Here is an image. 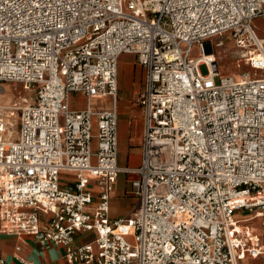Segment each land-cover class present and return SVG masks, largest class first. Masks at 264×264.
I'll use <instances>...</instances> for the list:
<instances>
[{
  "label": "built area",
  "instance_id": "obj_1",
  "mask_svg": "<svg viewBox=\"0 0 264 264\" xmlns=\"http://www.w3.org/2000/svg\"><path fill=\"white\" fill-rule=\"evenodd\" d=\"M263 14L264 0H0V83L35 92L24 106L0 103L4 228L62 245L67 264H243L264 256V235L237 228L234 217L245 209L264 228V38L254 25ZM226 33L253 48L245 54L252 72L221 74L216 58L205 59L212 39ZM123 53L145 70L137 167L118 159ZM73 93L85 107L72 106ZM96 98L112 107L96 109ZM123 172L137 175L138 206L112 218ZM88 231L91 240L75 243Z\"/></svg>",
  "mask_w": 264,
  "mask_h": 264
},
{
  "label": "crops",
  "instance_id": "obj_2",
  "mask_svg": "<svg viewBox=\"0 0 264 264\" xmlns=\"http://www.w3.org/2000/svg\"><path fill=\"white\" fill-rule=\"evenodd\" d=\"M256 19H258V17H256L255 20ZM120 67L121 75L122 68H127L128 81L126 80V82L123 80L120 83ZM144 78L145 70L136 61L135 55L123 53L119 59V98H124L130 89L131 92H129L135 100L130 103L125 101H120L118 103V159L119 164L122 166L137 167L141 162L144 118L142 109L137 103L136 98L138 92L143 87ZM120 84L122 85L121 91ZM77 97L81 101L79 105H75L74 99H77ZM28 103L26 102V104ZM96 103L97 105H95ZM93 104L96 109H109L112 107L110 98H96L93 100ZM2 105L4 106L3 103ZM85 105L86 99L84 95L78 93L72 94V106L74 108L81 109L85 107ZM136 177L137 175L135 173L123 172L120 174L117 191L110 201V214L112 218L128 217L138 206V199L132 193L131 186V182ZM131 199L134 200L132 201ZM130 200L131 203L129 202ZM241 210L247 211L245 209H237L234 213L235 220L237 221V228L244 232L263 237L264 228L261 219L254 217L249 211L243 214L240 212ZM93 237L94 233L92 231L77 232L75 243H83L91 240ZM0 252L5 260L3 264H24L19 260V257L36 264H67L64 258L65 248L62 245L54 242L41 243L32 235L6 230L2 222H0ZM242 263L264 264V256L259 255L257 257H252L251 255H247L242 260Z\"/></svg>",
  "mask_w": 264,
  "mask_h": 264
},
{
  "label": "rangeland",
  "instance_id": "obj_3",
  "mask_svg": "<svg viewBox=\"0 0 264 264\" xmlns=\"http://www.w3.org/2000/svg\"><path fill=\"white\" fill-rule=\"evenodd\" d=\"M255 30L260 38H264V14L258 16V19L254 22ZM209 53L214 54L215 58L219 64V70L221 74H229L230 72H241L245 69L253 71L248 68V63L246 61V53L253 48H249L248 50H243L240 47H237L231 38V33H226L222 36H218L212 39V42L208 44ZM201 54V51L198 46H194L191 52L192 57H198ZM121 66V65H120ZM200 70L203 74L208 72L207 65H201ZM125 80L128 81V71L127 68H122L121 75V67H120V83ZM218 81V79H217ZM122 85L120 84V91ZM131 88V83H130ZM124 89V87H123ZM128 90L127 95L124 98H119V102H134V98L132 94ZM119 93V91H118ZM35 92L33 90L25 89L20 83L12 82V81H3L0 83V103H3L4 106H10L17 108L18 106H22L26 104V102L30 103L34 100ZM75 105H79L81 101L78 99H74ZM97 105V103L95 104ZM8 109V108H7ZM7 111V110H6ZM9 111V110H8ZM13 123L12 131L13 135L16 136V122L18 120V110L15 111L14 115L10 118ZM62 185H65V182H61ZM131 198V196L129 195ZM132 200V199H131ZM131 200L129 201L131 203ZM134 200V199H133ZM132 200V201H133ZM241 213H246L247 211L241 210Z\"/></svg>",
  "mask_w": 264,
  "mask_h": 264
},
{
  "label": "bare ground",
  "instance_id": "obj_4",
  "mask_svg": "<svg viewBox=\"0 0 264 264\" xmlns=\"http://www.w3.org/2000/svg\"><path fill=\"white\" fill-rule=\"evenodd\" d=\"M214 58H215V56H214V54H212V53H207L206 52V54H205V59H207V60H209V59H211V60H214Z\"/></svg>",
  "mask_w": 264,
  "mask_h": 264
}]
</instances>
